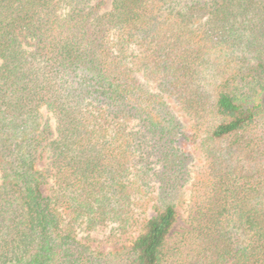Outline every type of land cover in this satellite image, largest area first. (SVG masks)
I'll use <instances>...</instances> for the list:
<instances>
[{
    "label": "trees",
    "instance_id": "obj_1",
    "mask_svg": "<svg viewBox=\"0 0 264 264\" xmlns=\"http://www.w3.org/2000/svg\"><path fill=\"white\" fill-rule=\"evenodd\" d=\"M0 264H264V0H0Z\"/></svg>",
    "mask_w": 264,
    "mask_h": 264
},
{
    "label": "rangeland",
    "instance_id": "obj_2",
    "mask_svg": "<svg viewBox=\"0 0 264 264\" xmlns=\"http://www.w3.org/2000/svg\"><path fill=\"white\" fill-rule=\"evenodd\" d=\"M175 110L179 112L181 115L182 113L178 111V107L174 106ZM183 121L188 125L192 123V120L189 119V117L183 115L182 116ZM186 148L193 154L195 157L193 164L191 165V175L193 176L194 171L198 170L204 163V158L201 154V150L198 144V141H190L186 142ZM43 161L40 162V165H43ZM42 191L44 194L50 193V185L45 184L42 186ZM191 191V186L188 184V186L183 190V192L179 196V203L177 206L178 211V222L174 226L175 231H180L181 227H185L184 219L186 216L185 213V207L187 204V200L189 198ZM154 189L150 191L146 196H144L142 199L139 200L138 205L134 206V218L140 219L141 217L149 214L151 212L150 206L154 202ZM145 201V202H144ZM138 227V224L132 225L128 230L124 231L118 228L117 223H107L98 226L95 229L91 230H84L79 228L78 231V237H85L89 236V243L92 247H96L100 250H109L112 249L115 246H119L120 244H126L128 243L137 233L136 228Z\"/></svg>",
    "mask_w": 264,
    "mask_h": 264
}]
</instances>
